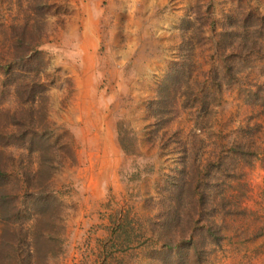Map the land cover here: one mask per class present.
Returning <instances> with one entry per match:
<instances>
[{
	"label": "rangeland",
	"instance_id": "374dc122",
	"mask_svg": "<svg viewBox=\"0 0 264 264\" xmlns=\"http://www.w3.org/2000/svg\"><path fill=\"white\" fill-rule=\"evenodd\" d=\"M45 1L0 0V81L17 40H32L48 85L35 109L45 105L73 143L53 179L63 230L33 264H102L110 250L98 239L127 215L138 228L113 264H162L155 252L168 238L187 242L209 226L200 258L181 264H264V33L252 54L229 45L264 0ZM18 99L0 96V124ZM9 154L25 166V150L0 144Z\"/></svg>",
	"mask_w": 264,
	"mask_h": 264
},
{
	"label": "trees",
	"instance_id": "16d2710c",
	"mask_svg": "<svg viewBox=\"0 0 264 264\" xmlns=\"http://www.w3.org/2000/svg\"><path fill=\"white\" fill-rule=\"evenodd\" d=\"M44 4L52 7L48 5L49 0ZM237 26L239 32L234 37V43L229 44L230 47L234 46V50H249L252 54L248 44L264 33V14L258 10L250 11L238 19ZM235 38L238 40L235 41ZM17 42L14 52L18 59L13 58L1 67L3 80L0 81V96L4 100L10 95V91H14L21 108L18 112H3L6 120L0 124V144L6 148L25 150L28 160L23 166V161L11 154L5 158L0 157V219L6 232L0 241V251L5 259L0 264H33L41 243H44L43 251L46 255L51 251L52 244L57 242V237H60L63 230L64 209L67 207L63 201L64 196L56 190L53 179L68 162L73 161L70 155L73 143L68 131L50 121L45 105L35 109V102L41 101L39 98L45 97L48 92L47 83L40 79V74L43 75L44 72L41 70H45L44 61L33 63V58L40 53L26 50L27 46L32 45V40L20 37ZM180 67L183 69V64ZM166 89L163 88L164 92ZM151 106L154 108L153 102ZM157 113L161 114L160 111ZM7 121L9 122L5 124ZM126 139L128 138L119 134V145L124 153L129 154L132 150H128ZM33 154L37 158L35 169L30 162ZM116 220V227L109 231L110 237L98 239L100 248L110 250L102 264H113L118 258L123 261L132 248L130 237L138 225L128 215ZM200 232L197 239L187 242L177 243V240L168 238L155 252L160 257V262L181 264L187 263L195 255L200 258L202 241L215 235L212 226ZM216 238H219L218 231ZM180 250L185 253L180 254ZM189 255L193 257L187 259ZM82 264L93 262L86 259Z\"/></svg>",
	"mask_w": 264,
	"mask_h": 264
}]
</instances>
